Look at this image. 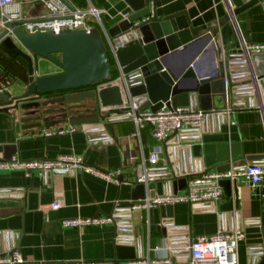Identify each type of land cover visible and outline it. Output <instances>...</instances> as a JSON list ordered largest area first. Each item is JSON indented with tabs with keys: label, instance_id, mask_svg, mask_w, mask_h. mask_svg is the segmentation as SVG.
I'll return each mask as SVG.
<instances>
[{
	"label": "crops",
	"instance_id": "1",
	"mask_svg": "<svg viewBox=\"0 0 264 264\" xmlns=\"http://www.w3.org/2000/svg\"><path fill=\"white\" fill-rule=\"evenodd\" d=\"M70 1L83 9L94 6L105 10L103 21L106 30L124 14L131 13L124 1L116 5L108 0ZM154 3L159 17L187 12L196 27L223 18L229 11L227 0H154ZM5 12L19 13L24 22L34 21L47 13L40 0H15ZM238 20L246 24L249 44H264V3L245 11L238 16ZM22 30L25 31V28ZM99 33L108 46L104 31ZM189 57H177L173 66L181 68ZM38 65L37 76L59 73V68L47 60L39 58ZM217 69L213 51L201 57L199 74L211 75ZM114 75H118L115 65ZM20 84L19 91L12 95L24 92L25 86ZM92 105V110L99 109L96 103ZM89 110H80L76 116H89ZM91 116H99V113ZM69 125V121H61L45 128L39 135L32 130H23L20 111H0V146H14L16 153L13 156L23 160L81 156L88 165L101 170H122L127 180L138 166L144 165V158L155 146L149 128L138 133L134 121L122 115L108 127L106 120L102 119L90 130L79 126L74 133L44 136L48 130ZM196 145L201 146V158L194 156ZM205 146L212 147L209 151L217 159L221 153L219 147H226L229 156L235 150L240 153L238 158L246 157L233 165L230 171H242L251 165L264 167L263 105L256 99L243 100L238 109L227 113L225 124L219 118H210L196 134L171 138L164 145L161 162L148 168L154 169L157 174L177 171L191 177L208 171L216 172V169L206 168ZM3 157L4 154L0 153V159ZM223 164L226 163L219 165ZM238 187V199L232 189L231 197H223L215 205L178 203L150 211L133 210L132 206L137 201L132 199L133 185L129 183H111L80 171L46 175L34 172L28 177L23 171L1 170L0 252L17 250L31 264H77L100 260L124 262L156 257H170L175 264H189V247L195 238L220 231L245 232L252 223L264 224V180L256 187L240 181ZM56 202L61 204L59 209L52 208ZM80 217H111L113 222L83 229L65 228L62 224L63 220ZM164 229L167 238L164 237ZM255 251L245 238L239 244V264H251Z\"/></svg>",
	"mask_w": 264,
	"mask_h": 264
},
{
	"label": "water",
	"instance_id": "2",
	"mask_svg": "<svg viewBox=\"0 0 264 264\" xmlns=\"http://www.w3.org/2000/svg\"><path fill=\"white\" fill-rule=\"evenodd\" d=\"M108 1L112 5L124 1L131 9L128 17L116 20L106 30L109 46L100 33L92 30H67L58 35L26 32L22 28L27 22L10 21L0 10V50L13 60L24 59L29 74V81L22 82L25 90L19 95L1 88L0 111H20L23 130L41 135L45 128L61 121L90 130L102 119L108 127L115 118L125 116L124 106L129 102L135 103L139 111L157 112L166 105L222 113L205 117L202 126L210 118H219L225 124L226 111L238 109L243 100L256 99L264 105V52L247 55L249 34L245 22L238 20L239 15L264 0H227L226 16L197 27L187 12L159 17L156 8L151 9L150 0ZM210 51L215 53L218 69L214 74L201 75V57ZM186 55L190 56L187 63L175 68V59ZM110 56L118 70L114 80ZM39 58L61 72L37 76ZM91 102L99 109L92 110ZM85 109H91L89 116H76ZM97 112L99 116H91ZM198 130L181 131L177 136L196 134ZM210 148L205 146L206 168L216 169L217 173H227L246 159L244 155L238 158L240 153L235 150L229 156L226 147H219L217 159ZM0 153L4 154L2 162L13 157L16 150L14 146H0ZM193 153L201 158V146L196 145ZM140 178L146 181L141 183ZM128 179L122 175L120 182L133 185L132 199L140 201L178 193L187 186L191 175L177 171L157 174L140 165ZM220 186L224 197H231L234 189L239 198L238 181L222 180ZM244 233L249 245L256 249L251 264H264V224L252 223ZM163 234L167 238L165 229Z\"/></svg>",
	"mask_w": 264,
	"mask_h": 264
},
{
	"label": "built area",
	"instance_id": "3",
	"mask_svg": "<svg viewBox=\"0 0 264 264\" xmlns=\"http://www.w3.org/2000/svg\"><path fill=\"white\" fill-rule=\"evenodd\" d=\"M15 0H0V10L3 16L10 21H23L19 13L8 14L5 12L14 4ZM46 9V14L34 21H29L24 25L26 32H51L56 35L64 31H76L81 29L91 30L92 27H98L104 31L107 42L110 45V39L107 35L103 15L105 10L90 6L87 9L74 5L70 0H40ZM151 9L154 10V0H150ZM128 13L123 18L128 17ZM24 22V21H23ZM91 24H94L91 27ZM108 45V46H109ZM245 51L248 56L264 52V44H246ZM246 61V60H245ZM247 62V61H246ZM264 107V105H263ZM125 116H129L135 123L137 132L144 128H149L151 136L155 141L149 156L144 158V165H156L161 162L164 153V145L173 137L179 135L181 131L200 129L205 117L213 114H222L215 112H205L202 110H193L190 107L172 108L164 105L157 112L151 110L139 111L138 106L129 102L124 106ZM231 112L228 109L226 113ZM79 126L69 125L54 130H48L44 136L63 135L74 133ZM1 170L23 171L30 177L34 172L40 175L51 173H72L82 172L92 174L102 178L107 182L120 183L122 170L114 172L104 171L94 166L88 165L83 157L76 155H62L54 160L37 159L23 160L19 156H13L6 161L0 162ZM222 180L232 182H243L251 186H259L264 180V167L262 165H251L242 171H229L227 173H217L208 171L198 176H193L187 186L178 193H167L153 198L147 197L134 203L133 210H148L159 206H173L178 203H188L193 206L205 204H217L224 197V190L220 186ZM139 182L146 181L140 178ZM60 202L52 205L53 209H59ZM113 222L111 217H93V218H73L63 220L65 228L83 229L89 226H100ZM246 238L241 230L229 232L220 231L211 236H199L192 241L189 247L191 260L189 264H198L199 262H209L210 264H239L238 249L239 244ZM0 264H31L25 261L21 253L12 250L8 253L0 252ZM77 264H175L170 257H156L148 259H139L134 261H82Z\"/></svg>",
	"mask_w": 264,
	"mask_h": 264
},
{
	"label": "trees",
	"instance_id": "4",
	"mask_svg": "<svg viewBox=\"0 0 264 264\" xmlns=\"http://www.w3.org/2000/svg\"><path fill=\"white\" fill-rule=\"evenodd\" d=\"M100 32V28L96 27ZM112 65L114 66V60L110 56ZM117 75L112 77V80L116 79ZM29 81L28 64L22 58L15 60L9 58L4 52L0 50V90L4 87H9L14 83H22Z\"/></svg>",
	"mask_w": 264,
	"mask_h": 264
},
{
	"label": "rangeland",
	"instance_id": "5",
	"mask_svg": "<svg viewBox=\"0 0 264 264\" xmlns=\"http://www.w3.org/2000/svg\"><path fill=\"white\" fill-rule=\"evenodd\" d=\"M93 25L94 24H91V27ZM91 30L99 33L98 30L95 27H92ZM20 87H21V84L20 83H14L13 85L9 86L8 91H10L11 93H17L19 91ZM90 107L92 108L91 105H90Z\"/></svg>",
	"mask_w": 264,
	"mask_h": 264
},
{
	"label": "flooded vegetation",
	"instance_id": "6",
	"mask_svg": "<svg viewBox=\"0 0 264 264\" xmlns=\"http://www.w3.org/2000/svg\"><path fill=\"white\" fill-rule=\"evenodd\" d=\"M59 72H61V70L59 69Z\"/></svg>",
	"mask_w": 264,
	"mask_h": 264
}]
</instances>
